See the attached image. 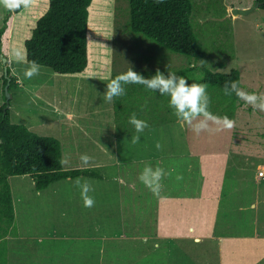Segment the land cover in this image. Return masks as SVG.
Listing matches in <instances>:
<instances>
[{"label": "rangeland", "instance_id": "1", "mask_svg": "<svg viewBox=\"0 0 264 264\" xmlns=\"http://www.w3.org/2000/svg\"><path fill=\"white\" fill-rule=\"evenodd\" d=\"M196 1L192 21L205 45L201 61L133 35L127 27L129 0L96 3L91 35L97 54H103L104 63L98 56L94 66H101V76L60 74L41 65L38 76L25 79L27 65L5 62L4 57L14 47L23 48L35 21L25 18L32 11L14 13L9 53L0 52V106L8 95V63L16 80L7 99L11 121L42 135L55 134L69 164L84 153L92 161L104 155L101 170L106 175L81 180L93 189L90 208L84 207L74 181L59 183L56 193L49 189L48 200L36 194L32 177L14 175L20 198L15 223L0 240L6 245L0 264H264V112L238 101L233 112L221 116L223 109H216L214 100L210 111L235 120V127L196 135L176 116L163 121L173 118L164 105L161 121L145 128L133 144L135 129L130 132L121 121L123 132L119 120L123 114L129 118L140 113V99L151 102L164 96L144 88L140 98L138 91L128 95L126 89L119 115L115 98L103 100L107 82L131 67L146 78L158 68L167 73L193 65L221 72L237 67L243 89L264 92V8L236 16L231 11L235 5L247 7L257 0ZM7 12L0 5V27ZM142 112L147 115L145 108ZM87 126L89 135L83 133ZM94 140L103 143L105 154ZM146 164H159L171 173L158 195L139 180ZM178 174L183 180H176Z\"/></svg>", "mask_w": 264, "mask_h": 264}, {"label": "trees", "instance_id": "2", "mask_svg": "<svg viewBox=\"0 0 264 264\" xmlns=\"http://www.w3.org/2000/svg\"><path fill=\"white\" fill-rule=\"evenodd\" d=\"M259 1L260 7L264 8V0ZM99 2L100 0H35L34 5L28 9L21 7L15 11L8 10L0 27V52L4 56L9 53L8 33L14 13L25 14L32 11L33 15H26L25 18L34 19L35 25L22 45V50L26 52L29 61L36 60L60 74L86 73L90 76H101L99 74L101 66H94L99 63L96 59L98 56L99 61L104 63V59L101 58L103 54H97L96 43L91 35L94 7ZM208 5L212 7V1L208 2ZM197 6L196 0H163L162 3H156L155 0H129L127 27L133 35H142L143 40H151L170 52L185 54L196 61H201L205 56V45L192 21ZM172 72L188 78L189 83H206L211 97L210 105L216 100L218 102L216 109H223L218 111L221 116L226 115V112L228 114L233 112L237 102L241 101L235 94L226 96L223 92L226 81H239L240 87L243 86L241 71L237 67L228 72H221L207 66L199 68L193 65L177 68ZM8 73L11 77L10 89L16 80L9 65ZM7 82L8 76L4 75V88ZM125 87L128 95L131 90L142 93V89L145 88L137 84ZM168 99L167 96L162 99L154 98L151 102L140 99V103L135 104L140 107L137 117L139 119L144 117L149 126L155 125L161 121L163 114L160 111H163L164 105H168ZM5 100L6 102L0 106V240H4L16 218L10 176L26 174L33 176L37 190L45 189L52 183L69 177L82 175L101 177L99 171L93 167L80 170L61 165L59 163L63 158L61 139L55 135L39 134L25 124L11 121L9 100L7 101L6 95ZM119 102L121 97H116L117 115L120 114ZM141 106H145L147 115L141 111ZM124 115L126 114L119 120L118 127L123 132H125L123 128L134 130V126L128 124L129 118ZM174 116V114L173 118L165 116L163 121H171ZM5 248L6 245H0V256L5 254Z\"/></svg>", "mask_w": 264, "mask_h": 264}, {"label": "clouds", "instance_id": "3", "mask_svg": "<svg viewBox=\"0 0 264 264\" xmlns=\"http://www.w3.org/2000/svg\"><path fill=\"white\" fill-rule=\"evenodd\" d=\"M155 2L162 3L163 0H155ZM34 3L35 0H0V5L9 11H15L21 7L28 9L32 7ZM7 59L17 64L27 65L23 72L25 79L31 80L41 72V64L36 60L29 61L26 52L19 47L12 48L11 56L7 57ZM200 79H202V77H200ZM129 84L142 85L152 92L159 93L160 96H167L169 98L168 106L173 109V114L176 116L177 122L182 127L189 128L196 135H200L204 132L211 133L225 129L230 130L235 127V120L230 119L228 116L220 117L214 115L210 111L211 97L208 94V85L206 83H189L188 78L178 76L175 72L169 70L167 73L162 72L159 68L150 78H146L132 67L126 72L117 74L107 82L106 91L103 94L104 102L111 103L114 98L124 96L126 94L125 86ZM223 92L226 96L235 94L239 100L251 106L254 110L264 112V92L246 91L240 87L239 81H226ZM145 106H141V111H143ZM129 123L134 126L137 133V135L132 137V143H138L140 141L139 134L143 133L145 128L149 127L148 122L139 119L137 114L133 112L129 117ZM156 148H161L159 142L156 143ZM79 160L81 162L80 170H86L93 160V157L84 153L80 155ZM59 163L61 165H68L69 159L62 158ZM166 175H171V173L166 172L159 164L155 167L151 164H146L140 173L139 180L150 191L158 195L163 186L162 180ZM176 180H183V176L178 174ZM75 185L81 189L84 207H93L95 200L93 196L89 195V193L93 191L91 184L87 181L82 182L81 178L77 177ZM40 242H43L42 239ZM144 242H147V238H145Z\"/></svg>", "mask_w": 264, "mask_h": 264}, {"label": "crops", "instance_id": "4", "mask_svg": "<svg viewBox=\"0 0 264 264\" xmlns=\"http://www.w3.org/2000/svg\"><path fill=\"white\" fill-rule=\"evenodd\" d=\"M226 4H227V9H228V7L231 6V5H230V2H229V1H226ZM235 7H240V5H235ZM93 128H94V129H98V128H100V126L94 125ZM84 131H85V132H83V133H85V134H87V135L90 134V132H89V130H88V126H87V129H86V128L84 129ZM54 135H55V134H54ZM101 135H103V134H101ZM58 138H59V137H58ZM61 142H62V140H61ZM93 143H94V145H98V146H99V148H98V152H99V153H103V154H105L103 143L99 142L98 140H94ZM62 145H63V142H62ZM77 153H78V152H76V155H77ZM72 155H73V154H72ZM103 156H104V155H99L98 157H96V160H95V161H91V162H90V165H89V167H93V168H95V169H97V170H98V168H100L98 171H99L101 177H96V178H98V179H103V178H104V175H106V171H102V170H101L103 167L106 166V160L104 159ZM68 157H70V156H68ZM63 158H64V156H63ZM101 158H103L104 161H101ZM104 165H105V166H104ZM64 167H65V168H81V162H80L79 159H76V161L73 159L72 161H70V164H68V165H64ZM28 175H29V174H26V175H16V176L25 177V176H28ZM29 176L32 177V179H33V182H34L33 189H34V186H35L34 178H33V176H31V175H29ZM13 177H14V175H13V176H10V183H11V187H13V188H12V193H13V199H14V207H16V206H17V203H18V201H19L20 196H18V192L16 193V191H15V187H14L15 184H14L13 181H12V178H13ZM79 177L81 178V180H82L83 178H85V177H88V178H95V177L84 176V175L79 176ZM76 178H77V177H75V178H71V177H69V178H66V179L59 180V181H57V182H55V183H52L49 187H47V188H45V189H42V190H37V189H36V194H38V195H40V196L45 194V195H46L45 198L49 200L50 195L47 194V193H45V192H48L49 189H53V191L56 193L58 190L55 191V188L58 187L57 185H58L59 183H62L63 181H74V182H75ZM16 184H17V183H16ZM67 184H68V183H67ZM16 186H17V185H16ZM35 188H36V187H35ZM17 189H18V190H21L22 188H20V187L17 186ZM56 189H57V188H56Z\"/></svg>", "mask_w": 264, "mask_h": 264}, {"label": "water", "instance_id": "5", "mask_svg": "<svg viewBox=\"0 0 264 264\" xmlns=\"http://www.w3.org/2000/svg\"><path fill=\"white\" fill-rule=\"evenodd\" d=\"M259 6H261V1H259V0H257L253 5H251V6H247V7H233L232 8V14L233 15H236V16H238V15H241V14H244V13H247V12H249V11H252L253 9H255V8H257V7H259ZM6 60H7V58L6 57H4V61L6 62ZM5 75L6 76H8V82H7V84H6V86H5V90H6V92H7V99H9V84H10V81H11V77L9 76V73H8V66L6 65L5 66Z\"/></svg>", "mask_w": 264, "mask_h": 264}]
</instances>
